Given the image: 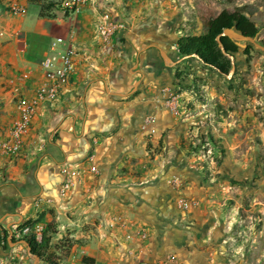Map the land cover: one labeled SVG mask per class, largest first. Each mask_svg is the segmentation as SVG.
Segmentation results:
<instances>
[{
  "label": "crops",
  "instance_id": "0c3cea01",
  "mask_svg": "<svg viewBox=\"0 0 264 264\" xmlns=\"http://www.w3.org/2000/svg\"><path fill=\"white\" fill-rule=\"evenodd\" d=\"M42 2L49 17L40 15ZM56 2L0 0V141L18 116L17 100L45 78L42 60L61 49L55 39L77 48L60 98L36 108L15 154L0 153V264H43L16 235L36 218L56 224L50 243L59 264H136L169 254L181 264L225 263L221 215L212 217L207 201L188 211L176 206L174 175L185 176L181 193L200 198L193 172L184 170L182 133H161L171 120L163 91L176 86L178 70L200 62L176 47L195 18L177 0H90L74 13ZM104 10L123 23L110 45L95 29ZM147 114L155 116L154 133L142 128ZM64 166L79 176L61 196Z\"/></svg>",
  "mask_w": 264,
  "mask_h": 264
},
{
  "label": "rangeland",
  "instance_id": "374dc122",
  "mask_svg": "<svg viewBox=\"0 0 264 264\" xmlns=\"http://www.w3.org/2000/svg\"><path fill=\"white\" fill-rule=\"evenodd\" d=\"M177 1L195 18L191 33H202L203 22L223 9H240L258 27L256 41L264 46V0ZM244 43L231 57L227 75L198 61L178 70L176 86L164 90L161 99L171 116V127L161 133H182L180 145L189 151L184 170L193 172L201 198L181 193L185 176L177 174L170 181L180 191L176 206L188 211L207 201L210 215H221L223 264H264V50ZM155 122L147 114L142 128L154 133ZM180 199L192 203L183 206ZM38 224L43 229L39 222L21 237L34 235Z\"/></svg>",
  "mask_w": 264,
  "mask_h": 264
},
{
  "label": "built area",
  "instance_id": "2783aa9c",
  "mask_svg": "<svg viewBox=\"0 0 264 264\" xmlns=\"http://www.w3.org/2000/svg\"><path fill=\"white\" fill-rule=\"evenodd\" d=\"M108 1V0H106ZM131 1V0H126ZM90 0H57L56 8L63 13L80 12ZM7 8L14 14H22L24 9L16 4H9ZM122 22L116 20L112 14L104 10L100 17L95 22V29L103 44L110 45L113 43L117 32L122 28ZM53 46H61V49L55 50V52L49 56H46L42 60V68L47 71L45 78L36 87L34 93L30 97H20L17 100L18 116L12 123L9 135L5 140L0 141V153L3 154H15L21 147L23 135L26 133L29 124L36 112V108L40 104L53 103L60 98V94L66 85L69 83L76 69L75 57L77 55V48L67 42L63 37H57L53 42ZM27 77V75H24ZM94 142L96 140L94 139ZM64 174V178L60 183L59 193L61 196L67 195L72 188L75 180L79 176V171L73 169L70 166H64L61 169ZM89 171L96 172L97 167L94 164L89 166ZM180 203L183 206L190 205L192 202H187L184 199H180ZM121 220V217H117ZM33 235L37 241L41 239L42 225L35 226ZM30 227H24L17 230L16 235L21 237L26 234ZM136 235L141 239H146L147 233L143 229H139ZM128 238H132L129 234ZM136 264H180L174 255H166L163 258L149 262L146 260H140Z\"/></svg>",
  "mask_w": 264,
  "mask_h": 264
},
{
  "label": "trees",
  "instance_id": "16d2710c",
  "mask_svg": "<svg viewBox=\"0 0 264 264\" xmlns=\"http://www.w3.org/2000/svg\"><path fill=\"white\" fill-rule=\"evenodd\" d=\"M49 6V4H40L41 16L49 17ZM226 27H235L243 34L250 36H255L259 30L242 10L223 9L216 16L210 17L203 22L204 31L202 33L188 32L179 36L176 40L178 53L181 56L196 57L204 66L219 74L227 75L232 67L231 56L237 53L239 47L226 36L219 37L224 51L219 46L217 37ZM210 142L224 154L223 148L212 136H210ZM39 222V218L31 219L19 225L18 229L31 227ZM55 232L56 224L46 223L43 226L40 241H37L33 235L23 237L29 247V252L32 255H36L43 264H59L58 257L52 251L50 243L51 237Z\"/></svg>",
  "mask_w": 264,
  "mask_h": 264
},
{
  "label": "water",
  "instance_id": "95a60500",
  "mask_svg": "<svg viewBox=\"0 0 264 264\" xmlns=\"http://www.w3.org/2000/svg\"><path fill=\"white\" fill-rule=\"evenodd\" d=\"M220 36L228 37L229 39L233 40L238 47H241V48L245 47L246 44L244 42H250V43L254 44L255 46L259 47L260 49L264 50V46L259 44L256 41V35L255 36L245 35L241 31L237 30L235 27L224 28L222 30V32L220 33V35L217 37V42H218L219 46L221 47V49L223 50V45H222L221 40L219 38ZM23 242L26 244V242L24 240H23ZM28 249H29V247H28ZM34 257L36 259H38L36 255H34Z\"/></svg>",
  "mask_w": 264,
  "mask_h": 264
}]
</instances>
